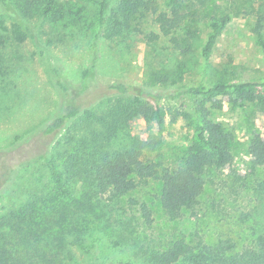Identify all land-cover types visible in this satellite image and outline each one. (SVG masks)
<instances>
[{"label": "trees", "instance_id": "trees-1", "mask_svg": "<svg viewBox=\"0 0 264 264\" xmlns=\"http://www.w3.org/2000/svg\"><path fill=\"white\" fill-rule=\"evenodd\" d=\"M105 1L100 4L101 14L105 13L99 23L102 37L111 42L138 30L136 20L155 14L158 0H114L110 8V0ZM62 6L58 0H0V83L15 73L16 57L10 48L27 39L29 22L62 20ZM3 12L12 19L10 27L5 26ZM174 15L156 17L161 35L169 36L181 23V15ZM227 22L223 18L211 23L203 57H210ZM254 32L264 55L262 26L258 24ZM152 37L156 40L158 35ZM92 75L84 74L82 94L88 91ZM151 80L162 86L177 82L162 74L152 75ZM109 90L108 97L95 107L70 100L59 116L41 128L45 137L59 136L49 152L33 159L43 161L46 181L0 206V264H264V229L249 245L227 236L213 243L198 238L195 245L178 238L162 249L142 239L154 223L146 201H128L137 207L139 216L126 217L117 208L121 199L157 180L161 183L159 201L170 221H179L187 212L194 214L205 189V172L233 163L231 137L211 118V110L250 102L264 113V83L227 84L218 79L209 87L175 90L174 97L193 99V115L175 116L195 117L198 124L188 156L174 168L152 157L163 145L158 135L167 113L161 102L168 94L123 83ZM138 117L158 134L146 140L134 137L129 130ZM248 153L252 170L264 169V137L254 136ZM5 174L6 182L11 173ZM3 183L0 177V195L16 191ZM259 187L264 194V177Z\"/></svg>", "mask_w": 264, "mask_h": 264}, {"label": "rangeland", "instance_id": "rangeland-1", "mask_svg": "<svg viewBox=\"0 0 264 264\" xmlns=\"http://www.w3.org/2000/svg\"><path fill=\"white\" fill-rule=\"evenodd\" d=\"M58 1L64 18L29 22L27 39L10 48L16 57L15 73L5 84L0 83V177L6 188L16 189L0 195V206L46 181L43 161L33 159L49 152L59 136L45 137L41 128L59 116L70 100L85 108L95 107L111 93L109 87L119 83L167 93L168 98L161 102L166 124L158 135L163 145L152 157L174 168L188 156L198 124L195 117L175 116L181 112L193 115V99L174 97L175 90L209 87L218 79L227 84L264 83V55L254 32L260 24L264 33V0H158L155 14L136 20L138 30L111 42L102 37L99 23L105 13L101 14L100 4L105 0ZM107 3L110 8L114 0ZM174 13L181 15V23L165 37L156 17L166 14L173 18ZM2 17L10 27L12 19L4 12ZM223 18L228 22L210 57L205 58L202 51L210 25ZM153 34L158 35L156 40ZM88 72L93 75L88 91L82 94ZM156 74L177 82L172 86L154 84L151 79ZM211 118L231 137L233 163L226 169L205 172V189L194 214L187 212L179 221H170L159 201L161 183L157 180L119 202L117 208L126 217L139 216L137 207L130 206V198L149 204L154 223L142 237L146 244L164 249L178 238L195 245L198 238L213 243L227 236L249 245L264 229V194L259 187L264 169L252 170L248 153L252 138L264 137V113L256 103L245 102L211 110ZM129 131L142 140L158 134L141 117ZM5 173H11L6 182Z\"/></svg>", "mask_w": 264, "mask_h": 264}]
</instances>
